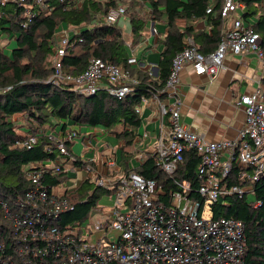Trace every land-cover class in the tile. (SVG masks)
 Instances as JSON below:
<instances>
[{
    "label": "built area",
    "instance_id": "built-area-1",
    "mask_svg": "<svg viewBox=\"0 0 264 264\" xmlns=\"http://www.w3.org/2000/svg\"><path fill=\"white\" fill-rule=\"evenodd\" d=\"M52 1L68 2L70 6L82 2L0 0V14L8 4L18 5L28 17L22 22L27 27L37 13L36 6L48 10ZM246 8L243 2L224 0L221 17L227 24L218 47L203 53L191 37H186L187 45L174 56L164 86L141 95L134 106L136 113L142 116L145 108L157 110L160 126L156 133L146 130L136 136L127 171H105L106 168L94 165L97 156L84 158L83 154L68 153L66 141L80 138L85 141V150H96L93 138L102 129L84 133L70 130L61 138L48 133L60 155L35 164L36 168L26 172L32 186L12 202H1L12 232L9 242L0 238V264H249L245 222L217 216L215 208L221 198L232 196L246 199L254 207L261 204L253 197V186L264 177V49L260 34L243 17ZM206 12H212V5ZM124 14V6L111 8L102 22L113 25ZM155 24L149 30L151 36L159 34ZM69 27L73 32L79 30ZM70 39L68 32L62 34L54 47V73L50 80L55 84L67 83L82 94H95L104 87L110 94L124 97L140 82L133 69L146 67L150 75L158 76L153 70L157 63L143 62L136 55L128 57L127 68L112 60L92 57L83 72L65 73L63 58ZM250 52L260 62L262 76L255 88L237 102L245 113L237 136L212 140L184 124L181 75L185 67L192 66L196 74L212 80L225 68L228 53ZM40 133L19 138L16 144L31 147ZM191 151L200 158L196 180H182L176 175ZM78 158L83 161L81 164L77 163ZM149 158L165 173L166 182L147 178L135 170ZM103 159L101 164L107 168L120 167L115 150L103 155ZM71 168L78 172L73 185L68 186L63 180L50 183L52 176L68 174ZM87 179L108 191L83 221L64 222L62 214L74 208L70 195ZM105 200L110 204L102 203ZM228 204L229 200H224L223 207Z\"/></svg>",
    "mask_w": 264,
    "mask_h": 264
},
{
    "label": "trees",
    "instance_id": "trees-1",
    "mask_svg": "<svg viewBox=\"0 0 264 264\" xmlns=\"http://www.w3.org/2000/svg\"><path fill=\"white\" fill-rule=\"evenodd\" d=\"M145 0H112L101 3L96 0H82L78 6L68 2L52 1L50 9L36 6L37 13L27 27L28 21L22 7L8 4L0 14V35L7 33L15 38V45L6 53L0 48V238L10 241L11 223L5 216L2 201H13L18 194L28 190L32 183L26 172L33 170L47 158H56L61 151L48 137L54 132L60 138L70 130L80 131L81 127L102 129L116 134L122 140V162L128 168L133 156V142L139 135L141 116L135 111V104L142 94H152L160 90L170 73L174 56L187 45L186 36L191 37L203 53L214 51L223 36L226 19L221 17L224 0H147L154 20H163L167 32L163 38L164 48L158 62V76L149 74L145 68L133 69L140 80L133 92L124 97L110 94L100 88L95 94H82L67 83L55 84L50 80L54 67L45 65L48 56L53 54L56 34L61 26L79 29L70 39L69 48L63 58L65 73L83 72L92 57L112 60L127 68L128 51L123 30L117 23L108 25L102 18L111 8L124 4L125 14L131 24L135 44L146 31V17L138 10ZM243 2L247 10L244 19L254 26L260 34L264 49V0H237ZM212 5V12L207 8ZM206 21L212 28L209 31L197 28V22ZM45 65V66H44ZM264 88V78H263ZM20 119L25 120L21 130ZM121 129L111 130L117 124ZM31 147H21L17 140L38 134ZM74 141H66L68 153ZM61 157V156H60ZM68 156L65 155V159ZM199 155L193 151L185 156L178 178L195 181ZM83 161L78 158L77 163ZM128 170V169H127ZM135 170L147 178H158L166 182V175L155 161L149 158ZM65 174L52 176L51 184L63 180ZM253 197L261 202L254 207L246 199L234 196L221 198L215 204L217 216L224 215L243 219L248 237L249 264H264V177L254 183ZM89 191H93L92 194ZM108 189L97 187L87 179L73 193L71 200L74 208L65 211L61 218L64 222L79 223L88 217L98 199ZM230 204L223 207L224 200ZM1 240V239H0ZM2 241V240H1Z\"/></svg>",
    "mask_w": 264,
    "mask_h": 264
},
{
    "label": "crops",
    "instance_id": "crops-1",
    "mask_svg": "<svg viewBox=\"0 0 264 264\" xmlns=\"http://www.w3.org/2000/svg\"><path fill=\"white\" fill-rule=\"evenodd\" d=\"M143 3L147 4L146 8L149 16L146 17V27L149 26V29L144 32L139 41L130 45L131 50L128 51V57L136 55L143 62L157 63L153 68L156 74L159 70L158 62L164 48L163 38L167 29L163 20H154L152 18V13L148 10L149 3H147V0ZM154 22L159 28L157 36L149 34V30ZM197 28L209 31L212 26L207 25L206 21L200 20L197 22ZM151 56L155 57L151 58ZM224 64L225 68L212 80L206 75L196 74L192 66H186L181 75L182 122L190 126L194 131L202 133L212 140L234 138L237 136L245 119L244 109L237 102L243 94L251 92L255 88L258 79L262 76L261 64L253 52L238 55L228 53ZM141 118L142 123L138 130L139 135H142L146 130L151 133L158 132L160 120L157 110L145 108ZM80 130L82 132H91L93 129L89 128L87 131L84 130V127H81ZM110 138L114 140L118 137L112 132H105L103 134L102 131H98V136L93 138L92 144L96 147L97 157L99 158L98 162L94 163V165L99 169L106 168L104 170L109 172L113 170L127 171L129 168H126L123 164L122 155H120L122 140L120 139L118 144H113ZM77 145H83L81 152L75 151ZM84 147L85 141L80 138L74 141L72 150L78 156L83 154L84 158L91 157L88 151L89 148L85 150ZM114 150L117 152V162L120 167L107 168L105 164L103 166L101 164V161L104 160L103 155L106 156L107 153ZM86 152L87 154H85Z\"/></svg>",
    "mask_w": 264,
    "mask_h": 264
},
{
    "label": "rangeland",
    "instance_id": "rangeland-1",
    "mask_svg": "<svg viewBox=\"0 0 264 264\" xmlns=\"http://www.w3.org/2000/svg\"><path fill=\"white\" fill-rule=\"evenodd\" d=\"M141 4V7L138 8V10L140 11L141 14H143L145 17H148L149 16V13L147 12V8L144 4L140 3ZM122 6L126 7L124 4H122ZM121 20H118L117 21V25H119V27L122 28L123 30V37H124V41H125V44H126V48H127V51H130L131 50V47L129 45V43L132 45L133 44V38L132 37V29H131V24H130V21L127 17H125L124 15L121 16V18H119ZM72 27H69L68 26H61L56 34V44L58 42V38L62 35V34H65L68 32V34L70 36H72V34L74 33L72 29H70ZM149 29V26L146 27V30ZM162 30V28H161ZM15 43V38H13V36L11 35H8L7 33H3L0 35V48L2 50H4L6 53L10 52V49L14 47V44ZM155 56H151V58H154ZM53 58H54V50H53V54L51 56H48V59H47V63H45V65L49 66V67H53ZM44 65V66H45ZM54 73V72H53ZM53 76V74H52ZM51 76V77H52ZM50 77V78H51ZM18 122L23 123L24 126H19L18 129H22V128H26L25 126V120L23 119H20ZM122 127V124H117L116 126H114L111 130H118V129H121ZM84 130H89V127L88 126H84ZM91 131V130H90ZM85 131H83L84 133ZM99 140V139H98ZM97 140V141H98ZM110 140L112 141L113 144H118L120 142V139L118 138H115L114 140L110 138ZM112 144V145H113ZM83 146V145H82ZM82 146L80 145H77L76 148H75V151H82ZM89 151V154H91V156H98V153H97V150L91 148L88 150ZM87 151V152H88ZM87 152L85 154H87ZM124 152L123 148L120 147V155H122V153ZM85 172H86V169H85ZM78 175V172L75 168H71L69 173L68 174H65V177L63 179V183L70 186V185H73L74 182H73V177H76ZM80 176H82V173H80ZM82 184V183H81ZM78 189H75L74 192H76ZM73 192V193H74ZM73 193L70 195V197L73 195ZM104 195V194H103ZM102 203H105V204H110V202L108 201H104Z\"/></svg>",
    "mask_w": 264,
    "mask_h": 264
}]
</instances>
